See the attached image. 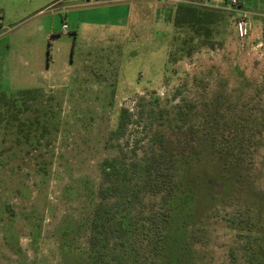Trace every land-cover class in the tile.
Here are the masks:
<instances>
[{
    "label": "rangeland",
    "instance_id": "rangeland-1",
    "mask_svg": "<svg viewBox=\"0 0 264 264\" xmlns=\"http://www.w3.org/2000/svg\"><path fill=\"white\" fill-rule=\"evenodd\" d=\"M94 2L0 0V92L16 102L0 106V264H96L107 161L134 201L117 207L103 264H264V0H247L244 42L233 16L197 37L170 0L92 25L116 17ZM151 148L176 156L169 199L144 188ZM162 207L154 244L143 215Z\"/></svg>",
    "mask_w": 264,
    "mask_h": 264
},
{
    "label": "trees",
    "instance_id": "trees-1",
    "mask_svg": "<svg viewBox=\"0 0 264 264\" xmlns=\"http://www.w3.org/2000/svg\"><path fill=\"white\" fill-rule=\"evenodd\" d=\"M181 21L186 23L193 34L199 36H209L214 27L220 25L227 18L232 17V13L225 10L214 8H201L188 5H180ZM208 41V40H207ZM26 96L30 91H24ZM16 105V102L7 99L5 93L0 92V106L8 107ZM24 105L26 102L24 101ZM5 117L4 112L0 111V120ZM128 112L122 110L120 114V123L118 133L121 134L127 125ZM39 123V119H36ZM33 123V121H31ZM220 147V145H219ZM230 145L228 146V148ZM147 152V160L143 163V183L144 188L150 196L162 195L163 199H169L173 196L177 187L174 175L175 154L168 149H161L157 152L152 148ZM126 167L120 162L114 163L107 161L103 164L102 187L99 191V202L96 205L94 217L92 219V236L90 237V246L96 255V264H103L106 252L107 242L110 243L109 233L113 229L117 218L116 211H119L121 203L134 201V189L130 187L123 178L127 175ZM123 177V178H122ZM128 184V185H127ZM117 193H120L119 196ZM115 201V202H113ZM121 201V202H117ZM117 202V203H116ZM117 209V210H116ZM131 213V211H130ZM143 222L140 232L144 239H148L154 244L161 242L162 233L166 231L171 222L169 212L164 208L152 209L143 215ZM106 240V241H105ZM158 248V247H157ZM108 252V249H107Z\"/></svg>",
    "mask_w": 264,
    "mask_h": 264
},
{
    "label": "built area",
    "instance_id": "built-area-1",
    "mask_svg": "<svg viewBox=\"0 0 264 264\" xmlns=\"http://www.w3.org/2000/svg\"><path fill=\"white\" fill-rule=\"evenodd\" d=\"M175 4L190 5L201 8H214L232 13L235 18V32L237 39L246 41L253 32V21L251 14L242 7L240 0H170ZM0 24L2 22L0 21ZM66 33L67 25H63Z\"/></svg>",
    "mask_w": 264,
    "mask_h": 264
},
{
    "label": "crops",
    "instance_id": "crops-1",
    "mask_svg": "<svg viewBox=\"0 0 264 264\" xmlns=\"http://www.w3.org/2000/svg\"><path fill=\"white\" fill-rule=\"evenodd\" d=\"M91 1V0H90ZM95 2L90 4L89 6L93 7V11H97L101 9V7H104L105 9L111 11L110 14L113 16L115 15V19L108 18L104 21L98 22V21H92V25H99V26H111L113 24L105 22L106 20H113L116 21V26H122L126 25V21L131 15L132 12V5L137 3L139 0H94ZM163 1V0H162ZM57 2V1H56ZM54 2L53 4H55ZM242 7L245 9L247 5V0H240ZM91 3V2H89ZM53 4H50L48 7H51ZM106 4V5H104ZM97 18V17H95ZM99 19V18H97ZM91 20V19H89ZM102 20V19H99ZM90 22V21H88ZM102 23V24H101Z\"/></svg>",
    "mask_w": 264,
    "mask_h": 264
}]
</instances>
